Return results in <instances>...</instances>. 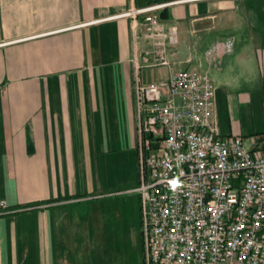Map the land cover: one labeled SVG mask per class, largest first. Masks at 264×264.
I'll return each mask as SVG.
<instances>
[{
  "label": "crops",
  "instance_id": "0c3cea01",
  "mask_svg": "<svg viewBox=\"0 0 264 264\" xmlns=\"http://www.w3.org/2000/svg\"><path fill=\"white\" fill-rule=\"evenodd\" d=\"M150 4L176 30L167 64L120 15ZM190 68L220 134L264 149V0H0V264H101L121 216L102 201L139 219L134 76Z\"/></svg>",
  "mask_w": 264,
  "mask_h": 264
},
{
  "label": "built area",
  "instance_id": "2783aa9c",
  "mask_svg": "<svg viewBox=\"0 0 264 264\" xmlns=\"http://www.w3.org/2000/svg\"><path fill=\"white\" fill-rule=\"evenodd\" d=\"M164 5L120 14L144 16L158 64L176 42L175 27L158 21ZM214 92L194 68L156 82L134 76L143 264H264V149L220 134Z\"/></svg>",
  "mask_w": 264,
  "mask_h": 264
},
{
  "label": "rangeland",
  "instance_id": "374dc122",
  "mask_svg": "<svg viewBox=\"0 0 264 264\" xmlns=\"http://www.w3.org/2000/svg\"><path fill=\"white\" fill-rule=\"evenodd\" d=\"M119 202V198L111 197L103 203V213H105V206H109L111 213L120 214L118 218V226L116 230L114 227L107 226L106 235L103 236V242L101 247V264H143L144 260V248L143 238L141 231V219H140V202L137 198V209L139 211V219L136 217L135 221L130 222L127 214L124 210H119V205L115 203ZM111 205V206H110ZM139 206V207H138ZM137 211V213H138ZM112 227V229H111ZM106 226H103L105 231ZM111 230V233L109 232ZM109 232V233H108ZM104 233V232H103ZM105 238V239H104ZM97 263V260H96Z\"/></svg>",
  "mask_w": 264,
  "mask_h": 264
}]
</instances>
